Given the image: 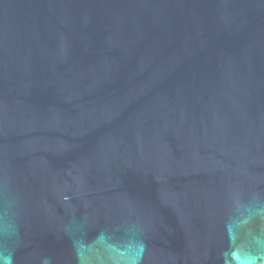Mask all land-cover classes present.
Instances as JSON below:
<instances>
[{
    "label": "water",
    "instance_id": "obj_1",
    "mask_svg": "<svg viewBox=\"0 0 264 264\" xmlns=\"http://www.w3.org/2000/svg\"><path fill=\"white\" fill-rule=\"evenodd\" d=\"M0 264H264V0H0Z\"/></svg>",
    "mask_w": 264,
    "mask_h": 264
}]
</instances>
